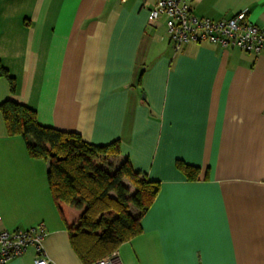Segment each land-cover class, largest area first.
Listing matches in <instances>:
<instances>
[{
    "label": "crops",
    "instance_id": "obj_1",
    "mask_svg": "<svg viewBox=\"0 0 264 264\" xmlns=\"http://www.w3.org/2000/svg\"><path fill=\"white\" fill-rule=\"evenodd\" d=\"M151 3L0 0V65L14 80L11 93L0 75V104L12 99L91 144L117 142L109 173L127 161L159 183L141 232L117 248L121 264H264V53L209 42L174 50L164 18L148 21ZM191 7L217 20L246 10L264 27V0ZM48 165L8 134L0 111V231L43 222L47 264H82ZM36 257L29 247L4 264Z\"/></svg>",
    "mask_w": 264,
    "mask_h": 264
},
{
    "label": "trees",
    "instance_id": "obj_2",
    "mask_svg": "<svg viewBox=\"0 0 264 264\" xmlns=\"http://www.w3.org/2000/svg\"><path fill=\"white\" fill-rule=\"evenodd\" d=\"M0 75L7 78L13 93L14 80L1 65ZM0 111L8 134H20L31 157L49 160V189L82 264L110 254L141 232L140 217L157 194L159 183L133 171L127 161L113 173L106 171L102 164L119 155L117 142L95 145L76 132L44 126L34 110L12 99L3 101ZM180 166L189 179L195 178V167ZM122 178L135 186L133 196L127 197ZM129 204L136 207L134 214Z\"/></svg>",
    "mask_w": 264,
    "mask_h": 264
},
{
    "label": "built area",
    "instance_id": "obj_3",
    "mask_svg": "<svg viewBox=\"0 0 264 264\" xmlns=\"http://www.w3.org/2000/svg\"><path fill=\"white\" fill-rule=\"evenodd\" d=\"M124 1V0H122ZM164 18L169 42L174 50L188 43L209 42L223 48L264 53V27L251 22L242 10L228 19H211L193 13L191 0H152L148 21ZM43 222L26 228L0 231V264L34 248V264H47L43 242L47 236ZM89 264H121L117 250Z\"/></svg>",
    "mask_w": 264,
    "mask_h": 264
},
{
    "label": "rangeland",
    "instance_id": "obj_4",
    "mask_svg": "<svg viewBox=\"0 0 264 264\" xmlns=\"http://www.w3.org/2000/svg\"><path fill=\"white\" fill-rule=\"evenodd\" d=\"M102 167L105 169V170H107L108 172H111V171H113V169H114V166L113 165H109V163H107V162H104L103 164H102ZM128 183L129 184H127V186H125L126 188H127V197H131V196H133L134 195V193L136 192V188H135V186L128 180ZM109 195L111 196V197H115V194L113 193V192H110L109 193ZM129 209H130V211H135L136 210V207L134 206V205H132V204H129ZM136 212V211H135Z\"/></svg>",
    "mask_w": 264,
    "mask_h": 264
}]
</instances>
